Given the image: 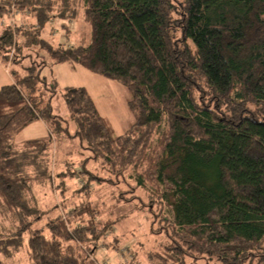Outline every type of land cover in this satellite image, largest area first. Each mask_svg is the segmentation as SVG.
Instances as JSON below:
<instances>
[{
    "label": "trees",
    "instance_id": "trees-1",
    "mask_svg": "<svg viewBox=\"0 0 264 264\" xmlns=\"http://www.w3.org/2000/svg\"><path fill=\"white\" fill-rule=\"evenodd\" d=\"M16 4L35 19L33 32L22 33L20 49L39 45L54 64L78 63L129 92L131 121L120 135L84 87H65L62 97L76 124L74 136L91 158L121 172L140 168L136 188L150 185L151 201L169 208L165 221L171 233L165 230L166 242L152 259L264 264V0ZM80 14L89 28L87 43L83 37L74 46H52L40 38L50 20L71 21ZM11 42L5 30L0 36L5 62ZM12 75L13 82L0 87V201L22 223L34 211L25 202L26 174L11 139L38 119L50 136L68 130L49 103L40 105L39 70L31 66ZM50 136L24 143L47 145ZM81 172L92 177L85 168ZM100 212L85 204L68 223L60 215L43 228L27 223L6 240L0 235V245L14 246L29 229L27 264H98L89 251L101 246L114 224L101 220Z\"/></svg>",
    "mask_w": 264,
    "mask_h": 264
},
{
    "label": "rangeland",
    "instance_id": "rangeland-1",
    "mask_svg": "<svg viewBox=\"0 0 264 264\" xmlns=\"http://www.w3.org/2000/svg\"><path fill=\"white\" fill-rule=\"evenodd\" d=\"M12 1L15 7L18 6L16 0ZM8 6V3L0 0V7L6 9L7 14L10 11ZM16 10L29 13L18 7ZM5 21H0V36L5 30L13 36L11 44L6 46V61L15 65L17 72L22 68V74L31 66L37 72L39 70L44 78L36 93L42 100L40 105L49 103L52 113L67 128L68 135L61 133L50 136L48 126L38 119L22 128L11 139L12 149L20 155L19 162L26 174L28 187L24 193L25 202L34 212L22 218L24 221L19 223L17 213L0 201V235L6 240L8 236L16 234L18 228L26 227L27 223H32L33 228H43L56 215L68 223L70 214L87 204L101 211V220L114 223L113 230L107 233L101 246L92 254L89 251L90 257L98 264H162L152 257L155 251L162 250L166 242L165 230L171 233L165 221V218L170 217L169 208L157 200L151 201L150 185L144 189L136 188L135 176L140 168L138 171L137 168H129L121 172L108 167L101 160L91 158L89 150L74 136L76 124L69 116L62 97L65 87H84L99 113L112 126L115 135H120L131 121L126 107L129 92L118 81L95 74L78 63L49 64V54L39 45H33L29 51L25 47L20 49L19 45L25 39L23 34H31L32 27L14 26ZM74 21L71 26L68 21H64L72 32L69 40L77 43V40L86 37L87 43L89 28L82 15ZM41 35L48 43L54 42V46L61 40L59 34L49 35L47 28ZM8 80L0 66V86L7 84ZM42 136H50L46 140L47 145L39 143L28 146L24 143ZM81 168H85L92 177L84 175ZM34 215H38L39 220ZM20 234L14 246L8 247L9 241L0 245L2 264L28 263L27 241L30 231L28 229ZM200 263L214 264V260L204 259Z\"/></svg>",
    "mask_w": 264,
    "mask_h": 264
},
{
    "label": "crops",
    "instance_id": "crops-1",
    "mask_svg": "<svg viewBox=\"0 0 264 264\" xmlns=\"http://www.w3.org/2000/svg\"><path fill=\"white\" fill-rule=\"evenodd\" d=\"M18 12L19 11H16V13L14 12V13H11L10 14V11H8V14H4L3 16H0V21L7 20V21H5L6 23H8V24L12 23V24H14L16 26L23 25V26L33 27L35 25V19L33 18V16L31 14L26 13L25 11H20L19 13ZM64 21H67V20H60V19H52V20H50L45 25V27L41 30V32H40V38L42 36L41 33L44 30H46V28H47V32H48L49 35H51V36H55L57 34L60 35V39L61 40L59 41V43H57V45H62L64 47L74 46L76 43H74L73 40H71V41L69 40L70 39V36L72 35L71 34L72 32L67 27V24ZM73 21L74 20L68 21V25L71 26L72 23H73ZM55 22L57 23V25H55ZM0 24H2V23L0 22ZM79 41L77 40L76 42H79ZM51 45L54 46V42ZM57 45H55V46H57ZM23 47L27 48L28 51H29L30 48H32L33 46L23 45L22 48ZM49 60H50L49 61V64H50L52 61H51L50 58H49ZM52 64H53V62H52ZM0 66L3 67V70H4L7 78L9 79L7 84L12 83L13 80H14V76L12 75V72L13 71H15L16 73H18V75H22V70H21L22 68L21 67H20L21 68L20 71L17 72V69H15L17 67L15 65L14 66L10 65L7 61L6 62L3 61L1 57H0ZM55 75H56V73H55ZM42 137H44V136H42Z\"/></svg>",
    "mask_w": 264,
    "mask_h": 264
},
{
    "label": "built area",
    "instance_id": "built-area-1",
    "mask_svg": "<svg viewBox=\"0 0 264 264\" xmlns=\"http://www.w3.org/2000/svg\"><path fill=\"white\" fill-rule=\"evenodd\" d=\"M15 2L14 1H12V3L11 4H9V6H8V10L10 9V14L11 13H16V11H18V10H16V7H15V4H14ZM15 18V17H14ZM13 18V19H14ZM11 25H14V24H12V23H10ZM15 26V25H14ZM12 39H13V36H12ZM9 63V62H8ZM10 64V63H9Z\"/></svg>",
    "mask_w": 264,
    "mask_h": 264
}]
</instances>
